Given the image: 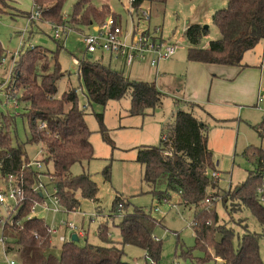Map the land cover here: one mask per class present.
Instances as JSON below:
<instances>
[{"label":"trees","instance_id":"16d2710c","mask_svg":"<svg viewBox=\"0 0 264 264\" xmlns=\"http://www.w3.org/2000/svg\"><path fill=\"white\" fill-rule=\"evenodd\" d=\"M225 7L213 15V24L220 37L204 47L203 39L208 29L200 24L186 26L184 36L188 44V61L226 66L244 67L247 52L264 41V0H223ZM4 0H0L3 3ZM67 0H33L41 11L38 22L60 27H101L112 17L118 24L120 17L111 10L109 4L96 7L93 0H77L71 21H66L62 10ZM165 4L167 0H136L132 4L138 11L143 3ZM27 18L30 14H25ZM37 22L31 24L32 28ZM60 37L54 53L43 47L31 46L27 52L19 53L4 92L8 100H13L20 113L0 117V182L10 181L22 188L24 199L14 207L12 220L0 223L4 231V252L12 256L14 264H133L126 261L125 247L134 246L145 251L149 260L159 262L160 244L154 241L153 229L156 220L142 208L133 213L126 210L129 203L120 195L116 196L110 218L122 217L118 229L121 241H114L109 229L101 224L96 237L102 246L90 244L88 240L81 246L70 240L63 243L60 257L53 255L52 235L48 225L32 209L35 202H42L45 193L44 176L56 190L54 196L66 212H77L82 198L97 200L99 189L85 170L79 177L71 174L75 164L90 161L94 157L90 143V131L84 122L86 109L93 104L105 107L109 101L132 98V114H143L144 109H153L162 103V93L155 83L136 81L125 77L122 72L112 70L110 65L91 60L85 53L78 64V79L88 102L80 107L75 88H69L61 97L57 96L58 81L63 73L57 62V54L63 49ZM93 55V54H91ZM15 58V59H16ZM5 59V51L0 43V65ZM14 59V61H15ZM175 120L162 129L161 136L167 139L158 146H142L138 150L137 162L145 167L144 181L151 187V194L160 202L173 201L194 207V247L183 250L181 257L194 264H264L260 256V241L264 239V206L258 199V189L264 174V149L250 146L242 157L252 164L246 181L235 189L222 191L218 181L212 177L218 172L213 152L208 146V125L198 119L194 108L188 102L179 104ZM27 120L31 136L25 141L12 143L11 128L16 127V118ZM102 125V116H98ZM40 123L39 126L37 124ZM43 125V127H42ZM262 127H255L264 139ZM41 145L43 166L50 163L52 172L36 171L34 166L25 167L30 161L26 146ZM105 179L110 181V169L104 170ZM40 184L44 188L35 192ZM214 192L209 195L208 191ZM208 198L216 200L211 204ZM176 200V201H177ZM222 200L229 221L220 218L216 203ZM168 202V203H169ZM244 212H249L260 225L261 231H250ZM239 224L245 232L240 236L227 222ZM20 224H17V223ZM243 222V223H242ZM237 237V238H236ZM236 238L237 244L234 239ZM196 252L202 253L197 257ZM149 264V263H148Z\"/></svg>","mask_w":264,"mask_h":264},{"label":"rangeland","instance_id":"374dc122","mask_svg":"<svg viewBox=\"0 0 264 264\" xmlns=\"http://www.w3.org/2000/svg\"><path fill=\"white\" fill-rule=\"evenodd\" d=\"M3 1V0H2ZM4 0L0 3V43L5 51V59L0 65V117L8 113H20L16 111L13 100H8L4 87L8 84L11 71L15 62L14 54L26 53L31 46L43 47L54 53L57 52V42L55 30L52 24L37 22L33 28L27 27L28 18L25 14L34 11L32 0ZM77 0H67L63 6V16L66 21H71L73 8ZM96 7L109 4L111 10L120 17V25L128 33L133 25L140 22V31H148L155 38H163L178 45L175 58L163 60L159 65V75L156 77V70L150 66L153 54L147 53L145 59L134 62L131 66H126L121 60L112 57L108 52L87 54L91 60L110 65L112 70L122 72L125 77L136 81L151 82L162 93V103L153 109H144L143 114H132V98L126 96L121 100H112L105 107L93 104L85 111L84 122L91 133L90 143L92 144L94 157L90 161L75 164L71 168V174L79 177L85 170L91 175V179L96 183L99 193L97 200L91 201L82 198L78 193L77 199L80 206L77 212H66L59 208V212L54 214V187L44 176L45 185L44 196L48 207L45 210L41 206L36 207L35 215L42 218L50 227L58 228L57 234L52 235L53 255L60 257L63 243L61 237L70 238V232L66 229H59L62 222H68L76 226V233L84 229L87 232V239H79V245L83 246L85 240L90 244L102 246L103 243L96 237V232L101 224H105L109 229V235L114 241H121L118 225L122 217L110 218V214L116 200L120 195L125 202L129 203L126 210L133 213L135 208H142L148 215L156 220L153 229V236L160 244V263L167 264H194L190 260L181 257L183 250L194 247V207H186L179 203L174 197L173 201L163 202L151 194V187L144 181L145 167L137 162L138 150L142 146H158L161 141V132L165 125L175 120L178 110L177 100L180 92H176L181 86L183 77L178 76V82L169 88L160 89L157 81L162 78L171 79V71L167 67L169 63L180 64V58L187 59L188 44L184 31L188 24H200L208 27V35L203 39L202 45L209 44L220 37L218 28L213 24V15L217 10L223 9L226 5L223 0H167L165 4L145 2L137 10L129 3V0H93ZM33 9V10H32ZM133 9V10H132ZM150 9V10H149ZM149 10L151 19L147 22L141 21L142 12ZM133 12V20L130 12ZM61 35V45L63 49L57 54V62L61 71L67 73L58 81L57 96L61 97L69 88H75L79 98L80 107H87L88 102L85 93L78 79V65L75 61H81L85 55L86 45L83 43V35L92 32L90 28L69 27L65 32L59 29ZM158 30L161 33L157 32ZM18 53V54H19ZM177 59V60H175ZM157 80V81H156ZM181 99V98H180ZM179 101V100H178ZM181 104V102L179 103ZM183 104V102H182ZM181 104V107H182ZM98 116H102V125L98 121ZM40 123L37 124L39 126ZM208 125V145L213 148V157L216 169L219 173L218 189L227 191L231 187L239 186L246 181L247 174L252 170V164L242 157L243 152L249 146H260L259 138L252 126L245 123H235L234 128L226 125ZM12 143L17 141L25 142L31 136V129L27 120L22 117L16 118V127L11 128ZM27 156L31 162L43 161L44 155L41 145L29 144L26 146ZM109 167L110 181L105 179L104 170ZM53 166L50 163L44 165L41 172H52ZM213 189L208 191L211 195ZM48 193V194H47ZM48 195V196H47ZM177 200V201H176ZM16 204L15 199H8L4 205H0V221H7L12 216ZM264 206V203H262ZM216 211L220 218L229 219L222 200L216 203ZM158 208V212L155 209ZM11 211V212H9ZM247 218V225L250 231L260 232L261 228L257 220L249 213L244 212ZM11 220V218H10ZM229 221V220H228ZM243 223V222H242ZM228 226L234 228L240 236L245 232L239 224L232 221L227 222ZM6 234L0 228V264H9L12 256L5 254L4 244L1 242ZM237 238V237H236ZM236 238L234 239L237 244ZM197 257H202V253L196 252ZM260 256L264 262V239L260 241ZM126 261L133 264H148L145 251L134 246L125 247ZM214 264V263H210Z\"/></svg>","mask_w":264,"mask_h":264},{"label":"crops","instance_id":"0c3cea01","mask_svg":"<svg viewBox=\"0 0 264 264\" xmlns=\"http://www.w3.org/2000/svg\"><path fill=\"white\" fill-rule=\"evenodd\" d=\"M10 3L8 0V4ZM95 30L96 27L92 29V31ZM203 46L206 47L208 44ZM175 55L169 60L174 59ZM180 60L178 65L173 61L167 66L171 71V79L167 80L161 77L159 81L156 80L162 91L176 85L178 76L183 77L182 82L180 81L182 85L176 89L177 93H181L178 95V100L198 105L200 108H194L192 111L198 119L206 124L226 125L227 128L231 126L232 129L237 122L245 123L247 126L253 125V130L260 126L264 133V41L245 54L242 62L244 67L190 62L185 57ZM154 69L157 72L156 77H158L159 66ZM256 136L260 142L258 147L264 149V139H261L257 132ZM212 149L210 148L213 152ZM66 223L68 227H61L60 224L57 226L59 229L69 230L68 241L72 240L74 235L78 240L87 239L88 234L83 228L77 234L76 226ZM69 225L76 228L75 232L70 230ZM55 229L58 230V228Z\"/></svg>","mask_w":264,"mask_h":264},{"label":"built area","instance_id":"2783aa9c","mask_svg":"<svg viewBox=\"0 0 264 264\" xmlns=\"http://www.w3.org/2000/svg\"><path fill=\"white\" fill-rule=\"evenodd\" d=\"M136 0H129V3L132 5ZM133 10V9H132ZM138 11L136 12V14ZM131 18L134 23V19L132 17L133 12H130ZM41 18V11L35 7L34 11L31 13V16L28 18L27 27L31 26L33 22H38ZM151 19V13L148 10L142 12L141 21L147 22ZM140 22L138 25H133L132 30L128 33L127 30H123L121 25L118 24L112 17L108 18L105 23L101 27H96L95 31L90 33H86L83 35V43L86 45V54H95V53H104L108 52L110 56L114 57L117 60H121L124 65L131 66L134 62L138 60L145 59L147 53L153 54L154 58L150 60V66L153 68H157L161 61L171 59L178 50V45L176 43H171L163 38H155L151 36L148 31H140ZM55 30V36L60 37V27ZM158 33L161 31L158 30ZM18 53H15L14 59L18 56ZM77 65L79 61H75ZM11 77V75H10ZM9 77V81H10ZM8 81V82H9ZM15 107H17V103L15 102ZM43 127V125H42ZM166 135H162V140H166ZM36 168V171H40L42 169V163L40 161L29 163L25 167H32ZM212 177L218 180L219 173L213 172ZM10 181L0 182V205H4L8 199H15L17 205L19 201L24 199L23 191L21 186L14 185L15 182L13 181V177L9 176L8 178ZM44 188L43 184H40L38 187L34 189L35 192L39 191V189ZM56 192V190L54 189ZM54 192V194H55ZM258 199L261 203H264V174L261 180V186L259 187L258 191ZM48 196V195H47ZM55 208L53 209L54 213L59 212L60 203L56 196H53ZM215 198H208L206 199L207 204H211L214 202ZM166 202V201H164ZM41 206L45 210L48 209L45 199L43 198L42 202H35V207L32 209V213L35 214L36 207ZM15 210L12 211V213ZM155 211H159L158 208ZM11 212V211H9ZM8 221L11 222L10 218L8 217ZM0 223H4L0 221ZM17 224H20L19 222ZM61 227H68L66 222L60 223ZM70 230L74 231L76 228L73 225H69ZM48 231L51 235L57 234L58 230L55 227L48 226ZM66 240L65 237L60 238V242L64 243ZM154 241L157 242L158 239L154 237ZM1 242L4 243V238L2 237ZM9 264H14L13 261H10ZM149 264H156L155 261L149 260ZM167 264V263H161ZM176 264V263H172Z\"/></svg>","mask_w":264,"mask_h":264},{"label":"water","instance_id":"95a60500","mask_svg":"<svg viewBox=\"0 0 264 264\" xmlns=\"http://www.w3.org/2000/svg\"><path fill=\"white\" fill-rule=\"evenodd\" d=\"M205 28L208 29L207 26H206ZM77 240H78V239H77L76 235H74V236L72 237V241L77 242Z\"/></svg>","mask_w":264,"mask_h":264}]
</instances>
